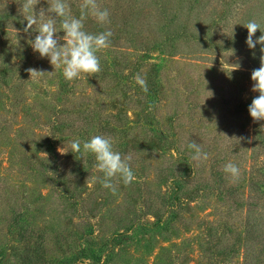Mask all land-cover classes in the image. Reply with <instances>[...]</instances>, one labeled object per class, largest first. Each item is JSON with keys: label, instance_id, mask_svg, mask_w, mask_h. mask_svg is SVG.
<instances>
[{"label": "rangeland", "instance_id": "374dc122", "mask_svg": "<svg viewBox=\"0 0 264 264\" xmlns=\"http://www.w3.org/2000/svg\"><path fill=\"white\" fill-rule=\"evenodd\" d=\"M136 1L141 4L109 0L118 9V24L131 18ZM5 9L6 0H0V13ZM17 35L7 41L15 49L8 62L0 58V264H239L241 255H227L223 246L242 239L237 227H242L247 206L237 209L240 223L224 225V210L231 213V208L222 207L221 194L213 189V171L220 164H235L238 179L223 173L242 186L245 200L250 167L259 164L250 158L248 146L253 123L236 129V119L229 117L232 134L247 131L246 162L230 154L228 162H214L223 149L208 152L203 142L221 141L226 134L227 123L218 121L226 104L212 102L191 112L187 101L188 90L195 86L200 99L215 91L217 77L205 71L202 80L195 79L203 69L221 63L218 55L211 56L212 61L197 60V55L177 51L165 56L152 48L146 61L156 67L140 73L155 82L160 97L148 108L138 90L111 76L109 56L117 57L113 52L122 47L133 51L124 41L119 49H110L112 54L109 49L101 52L102 74L69 82L61 69L46 66L33 52L28 44L32 36L21 30ZM14 64L23 67L26 76L19 69L3 79L5 67ZM29 68L44 74L30 78ZM179 70L181 79L175 78ZM132 71L129 66L122 77ZM187 72L192 73L188 83ZM252 86L247 94H255ZM93 135L111 137L114 150L132 156L137 179L128 186L114 180L115 194L99 180L93 183L103 175L95 170L93 155L71 152L73 140L83 142ZM223 139L229 140L226 135ZM191 141L208 154L207 160L192 159L195 153L187 146ZM189 164L197 169L196 179L181 188L179 213L170 222L169 191L178 175L187 176Z\"/></svg>", "mask_w": 264, "mask_h": 264}, {"label": "trees", "instance_id": "16d2710c", "mask_svg": "<svg viewBox=\"0 0 264 264\" xmlns=\"http://www.w3.org/2000/svg\"><path fill=\"white\" fill-rule=\"evenodd\" d=\"M23 2L24 0H6V9L0 13V58L3 62H8L6 59L8 54L15 52V49H12L7 41H11L9 38L19 37L18 31L23 32L27 24L20 11ZM80 2L81 0L68 1L72 8L70 10L71 15L77 18L80 16ZM98 4L109 10L111 23L101 26L93 18L88 17L84 22L85 30L96 34L110 29L113 32L111 46L108 48L109 50L107 49L108 51L105 50L110 54H112L111 50L118 48L117 45H120L121 41L127 43L129 47L130 45L133 47L131 54L123 47L121 48L122 51H114L113 54H117L118 59L115 55L109 56V65L112 67L111 76L125 81L132 85L135 90H138L137 93L142 96L143 102L146 103L145 107H154L159 102L160 97L155 82L151 78L146 79L147 93H144L135 81L136 75L138 73L141 75V69L144 68V71L152 72L156 67L155 64L146 61L151 58L145 54L149 53L152 48L159 50L165 56H171L170 54L177 51L179 54L197 55V60L210 58L212 61L211 56L218 55L221 63L209 68L207 66L208 69H203L195 79L196 81L202 80L201 74L207 71L205 75H213L218 79V85L214 87L215 91L205 94V99H200L198 96L199 88L195 86L188 90L187 101L191 112H199L204 107L211 105L212 102L226 104V108L223 109V114L218 118V121L227 123L226 134H223V138L226 135L229 140L222 138L221 141L216 142L208 139L203 142V147L208 152L223 149L224 153L221 158L214 162H228V154L231 156L238 155L240 162H246L244 149L247 147L245 142L247 131L240 132L238 130L232 134L229 117L233 116L236 119V126L234 127L236 129L245 127L247 123H253V131L248 146L250 147V158L255 159L259 164L256 165L257 168L250 167L251 176L248 178V184L245 187L247 191L245 200L244 189L239 184L232 183L231 177L223 173L222 164L213 171V182L215 185L217 184L213 189L220 192L223 201L222 207L231 208V213L224 210L225 226L231 221L240 223L236 213L237 209L245 203L247 206L242 227H237L242 229V239L237 241L234 246L229 244L223 246L224 251L227 252V255L235 258L241 255L239 264H264V121L254 122L248 112V106L258 93L247 94V87L252 83L248 69L259 68L260 57L264 53H261V45L259 44L255 49L248 48L245 42L248 33L244 27L249 21H255L260 25V29L257 30L253 39L255 40L264 34L262 32L264 31V0H149L148 2L141 0V4L136 1L133 5L131 18L125 19L120 24L116 21L118 16L115 12L118 9H113L109 0H98ZM47 7V0H41V3L36 6V11L38 12L40 8L47 9ZM59 27L57 24L58 29ZM26 34L35 38L38 33L31 31L30 34ZM56 35L63 37L64 33L60 31ZM121 35L122 38L119 37ZM152 35L155 36L149 38ZM159 38L162 40H157ZM63 43L64 41L61 39V44ZM98 56L101 67H103L105 60L101 59V52L98 53ZM130 58H132L131 62ZM41 61L46 66L51 65L48 58H41ZM237 64L244 65L245 71L234 69ZM129 66L133 68V71L122 77L123 71ZM19 69L26 76L24 72L26 70L19 64H14L13 68L5 67L3 79L8 78V74L17 73ZM99 73L102 74V72ZM104 76L107 77V75ZM191 76L192 73L187 72V83ZM182 77L180 70L177 71L175 78L181 79ZM59 86L62 89V83ZM201 119H203L202 114L196 117V122H202ZM218 145L222 147H217ZM187 162L194 161L187 160ZM189 166L187 176L178 175L173 180V185L169 191L171 193L168 197L170 222L177 219L179 213L181 188L187 180L192 182L196 179V167L193 164H189ZM232 215L235 218H232ZM13 220L15 222L17 218ZM231 226L233 227L235 224L232 223ZM229 233L232 234L233 231L231 230ZM238 239L240 238L238 237Z\"/></svg>", "mask_w": 264, "mask_h": 264}, {"label": "clouds", "instance_id": "9594fccd", "mask_svg": "<svg viewBox=\"0 0 264 264\" xmlns=\"http://www.w3.org/2000/svg\"><path fill=\"white\" fill-rule=\"evenodd\" d=\"M40 3L41 0H24L20 9L27 21L23 32L38 33L34 39L28 40L33 52L38 53L40 58H48L53 68L61 69L65 80L69 82L76 79L87 80L88 77L101 72L98 53L111 46L113 32L109 29L96 34L89 33L85 30L84 22L88 17H92L101 26L110 24L109 10L102 8L98 0H81L80 16L77 18L71 15L67 0H47V9L40 8L37 12L36 6ZM57 24L60 26L59 29ZM244 27L248 33L245 41L248 48L255 49L259 44L261 53H264V34L253 39L260 25L255 21H249ZM60 31L64 33L63 37L56 35ZM61 39L64 41L63 44L60 43ZM238 68L239 64L234 69ZM27 71L30 78L44 74L34 68H29ZM251 80L253 82L251 91L258 95L252 99L248 112L254 122L264 121V55L260 57L259 68L252 70ZM135 81L144 93L148 92L145 77L138 73ZM113 144V139L104 135H93L83 142L77 138L71 142V152L80 153L82 156L93 155L95 170L103 174L102 177H95L93 183L99 180L103 188L110 189L115 194L117 185L113 183L114 180L122 181L125 186H128L137 178L130 164L132 156L122 155L114 150ZM187 146L195 153L192 156L193 160L208 159V154L195 141L189 142ZM64 153L66 152H61V154ZM223 171L234 180L239 178V168L231 162L224 165Z\"/></svg>", "mask_w": 264, "mask_h": 264}]
</instances>
